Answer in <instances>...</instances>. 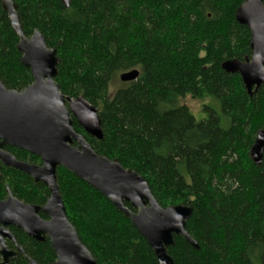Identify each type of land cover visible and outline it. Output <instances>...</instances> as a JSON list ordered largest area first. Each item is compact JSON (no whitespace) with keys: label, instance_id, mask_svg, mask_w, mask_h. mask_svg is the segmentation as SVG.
Here are the masks:
<instances>
[{"label":"trees","instance_id":"trees-1","mask_svg":"<svg viewBox=\"0 0 264 264\" xmlns=\"http://www.w3.org/2000/svg\"><path fill=\"white\" fill-rule=\"evenodd\" d=\"M13 1L25 36L39 31L57 50L62 94L98 110L103 139L74 120L76 132L98 154L143 176L162 207L192 208L186 230L200 249L174 236L168 249L174 264H264V158L258 166L249 155L264 129V87L250 96L238 74L222 69L228 60L252 56L251 32L236 20L244 0H73L69 8L59 0ZM2 2L0 81L21 91L34 80ZM132 70L140 72L136 81L113 88ZM188 96L214 102L202 120L180 104ZM5 150L41 165L26 151ZM57 181L67 216L97 264H159L106 197L63 167ZM6 187L26 204L44 206L50 198L46 186L3 167L0 201ZM10 230L24 251L12 264L56 262L48 239Z\"/></svg>","mask_w":264,"mask_h":264},{"label":"water","instance_id":"water-1","mask_svg":"<svg viewBox=\"0 0 264 264\" xmlns=\"http://www.w3.org/2000/svg\"><path fill=\"white\" fill-rule=\"evenodd\" d=\"M59 1L69 8L73 0ZM2 6L19 37L21 63L31 71L34 81L21 91L8 89L0 81V181L3 167L18 170L30 176L36 185L46 186L50 198L44 206L26 204L6 187L8 197L0 201V264H12L24 254L10 227L24 231L38 242L48 239L57 256L54 264H97L67 216L57 181L59 167L101 193L128 218L149 243L159 264H174L168 254V249L175 245L174 236L183 237L199 250L200 246L186 230L191 207L184 204L162 207L143 176L126 169L116 159L98 154L84 135L76 132L74 120L87 135L103 139L97 108L83 97L72 99L62 94L55 82L59 65L57 50L48 47L39 31L31 37L25 36L13 0H3ZM236 20L251 32L252 56L244 61L228 60L222 69L227 74H238L253 96L264 87V0H244L236 11ZM139 76L138 70H132L122 73L119 79L130 83ZM8 146L39 157L42 164L18 160L5 150ZM249 155L256 165H262L264 129L257 132ZM9 241L16 250L8 247ZM29 262L38 264L33 259Z\"/></svg>","mask_w":264,"mask_h":264},{"label":"rangeland","instance_id":"rangeland-1","mask_svg":"<svg viewBox=\"0 0 264 264\" xmlns=\"http://www.w3.org/2000/svg\"><path fill=\"white\" fill-rule=\"evenodd\" d=\"M122 84L124 83H122L120 79H118L114 83L113 88H119L121 87ZM180 104L186 105L191 110V112L194 114L195 118L198 121H200L206 115V111L204 110V107L208 105H213L214 102L210 98L194 99L188 96V97L181 99Z\"/></svg>","mask_w":264,"mask_h":264},{"label":"flooded vegetation","instance_id":"flooded-vegetation-1","mask_svg":"<svg viewBox=\"0 0 264 264\" xmlns=\"http://www.w3.org/2000/svg\"><path fill=\"white\" fill-rule=\"evenodd\" d=\"M41 164H42V163H41ZM9 242H10V241H9ZM9 242H8V243H9ZM12 250H13V249H12ZM15 250H16V249H15Z\"/></svg>","mask_w":264,"mask_h":264},{"label":"bare ground","instance_id":"bare-ground-1","mask_svg":"<svg viewBox=\"0 0 264 264\" xmlns=\"http://www.w3.org/2000/svg\"><path fill=\"white\" fill-rule=\"evenodd\" d=\"M11 228V227H10ZM15 228V227H14Z\"/></svg>","mask_w":264,"mask_h":264}]
</instances>
